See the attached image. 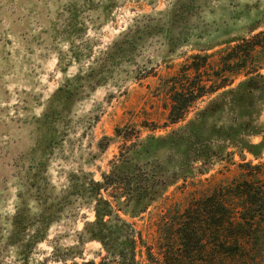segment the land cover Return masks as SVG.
<instances>
[{"label":"rangeland","instance_id":"374dc122","mask_svg":"<svg viewBox=\"0 0 264 264\" xmlns=\"http://www.w3.org/2000/svg\"><path fill=\"white\" fill-rule=\"evenodd\" d=\"M251 26L264 28V0H0V264L107 256L83 230L94 219L85 186L100 180L117 154L114 128L161 124V79L198 49L246 35ZM259 110L264 128V103ZM104 136L110 140L100 150ZM149 160L170 171L180 155L161 151ZM200 167L192 163L187 181L168 186L139 216L119 212L152 250L168 209L184 208L237 172L225 162L214 161L205 173ZM35 233L40 239H32ZM244 246L238 255L179 264H264V245ZM144 251L136 256L142 263Z\"/></svg>","mask_w":264,"mask_h":264},{"label":"trees","instance_id":"16d2710c","mask_svg":"<svg viewBox=\"0 0 264 264\" xmlns=\"http://www.w3.org/2000/svg\"><path fill=\"white\" fill-rule=\"evenodd\" d=\"M263 68L264 28L251 26L246 35L198 49L161 79L165 98L161 124L126 123L114 128L113 138L120 141L117 154L101 179L85 186L94 219L86 221L83 230L87 238L101 243L107 256L80 264L198 263L200 255L216 260L241 254L244 244L264 245V226L257 224L264 222V128L257 122L264 103ZM179 123L183 124L165 134H155ZM143 129L150 133L142 137ZM256 135L261 140L250 142ZM109 140L104 136L99 149H106L104 141ZM161 151L180 155L172 170L149 160ZM244 152L258 161L246 160ZM214 161L234 164L235 177L182 209H168L160 217L154 250L133 223L120 217L119 212L139 216L162 198L168 186L178 180L185 183L192 175V163L199 162L205 173ZM40 235L35 233L32 239ZM142 249L144 263L136 258Z\"/></svg>","mask_w":264,"mask_h":264}]
</instances>
